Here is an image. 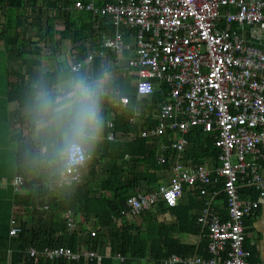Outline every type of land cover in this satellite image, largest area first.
<instances>
[{
	"label": "built area",
	"instance_id": "1",
	"mask_svg": "<svg viewBox=\"0 0 264 264\" xmlns=\"http://www.w3.org/2000/svg\"><path fill=\"white\" fill-rule=\"evenodd\" d=\"M69 7L107 19L116 27L114 33L102 34L88 46L86 56L70 65L72 72L95 58L104 60L126 49L134 53L128 66L135 69L139 95L152 94L157 82L169 86L168 101L155 116L156 123L149 126L147 119L142 120L145 125L139 134L147 138H163L167 132L176 135L168 146L173 151L170 181L130 195L120 220L136 218L160 201L174 207L185 188H196L205 197L197 220L207 229L212 256L171 254L159 264H251V251L244 247L245 218L254 216L264 198V0H71ZM120 101L126 105L128 97ZM108 125L112 128L113 122ZM192 126L214 134L219 151L210 165L184 153L183 133ZM107 138L113 139L114 133ZM86 158L75 166L63 163L60 183L80 184ZM166 161L161 153L158 162ZM23 183L21 175L10 180L14 192L21 191ZM218 184L225 198L224 217L214 205ZM243 188L256 191L258 198L243 195ZM23 211L13 203L8 236L19 232L17 218ZM64 219L72 231L77 223L74 212L66 210ZM95 222L97 217L89 221ZM87 230L92 236L97 231ZM27 252L49 260L96 258L97 264L101 260L87 248L30 247ZM115 256L123 260L119 253Z\"/></svg>",
	"mask_w": 264,
	"mask_h": 264
},
{
	"label": "trees",
	"instance_id": "2",
	"mask_svg": "<svg viewBox=\"0 0 264 264\" xmlns=\"http://www.w3.org/2000/svg\"><path fill=\"white\" fill-rule=\"evenodd\" d=\"M64 1L71 5V0ZM5 4L8 6L5 7ZM3 7L6 9L16 8L23 11L26 9L30 10L28 14H24V17L22 16L23 20L19 17V25L27 22L28 24L31 23V26L40 27L41 23H38V19L41 15L45 13L46 20H52L55 15L48 11L49 9L54 10L53 4L45 7L37 5L36 0H0L2 11H4ZM62 17L64 18V29L59 32V39H55L56 32L54 25L51 24L52 22L45 23L46 32L43 38L45 40L49 39L52 45L57 46L61 38H67L66 33L69 32L72 57H75V61L83 59L87 54L88 48L84 43L86 35L96 32L99 34V31H110L107 19L102 20L103 18H101L99 23H95L96 18L83 10L64 11ZM31 21H35V23ZM26 42L30 43V40ZM21 53L22 57H24L23 63L26 65L29 62L36 64V62L27 58L24 52ZM101 62L103 61L100 58H96L89 66L91 67L92 64H95L94 66L99 67L102 65ZM89 66L82 67L76 73L85 74L89 78L96 76L97 74L95 73L98 70L95 69L91 72L88 69ZM129 71L119 74L118 79L119 97L121 95L128 97L126 105L118 104L119 99L117 102L111 103L107 100V97L103 96L101 103L102 126L99 132V139L89 150L90 154L87 156L82 168L83 180L80 184L66 186L60 183L63 162L58 157L50 159L48 162L49 166L46 167L47 173L52 172L50 179L55 182L54 187H49L46 182L42 181L41 177H38L37 180H30L24 172V167L20 165H16L12 176L3 177L6 179L5 182L1 178V184L3 182L11 188L12 203L19 204L24 208L23 213L18 215L17 218L20 228L19 232L14 236H9L11 264H30L37 258L28 255L27 250L30 247L42 249L44 247L67 246L73 251L85 247L97 251L107 241L111 243L109 255L102 256L99 264H135L137 259H142L146 256L149 264H159L160 259L171 254H178L182 257L196 254L203 259H208L212 256L207 248L209 243L207 229L202 228L197 220V214L191 213L192 208L201 207L205 199L196 188H185V197L183 195L174 207H169L164 201H160L157 205L146 209L137 217L139 220L137 224L123 220L124 218L121 219L122 221L120 220V212L126 208L127 198L133 194L149 192L158 188L159 172L169 171L171 168V160L169 159H172L171 152L168 149L167 152L163 153L167 161L164 163L158 162L156 146L153 142L155 137L151 139L136 136L127 143L121 142L120 139H107L110 129L105 126L104 119L110 113H113L114 121L112 130L124 135L127 132H136L138 129V122L133 124L129 121L134 109L139 108L141 104L142 108L143 105L149 104L146 98H142L139 103L135 86L128 75ZM163 99V93L155 91L151 98V107L158 106ZM22 102L20 100V103ZM144 125L145 123L142 126ZM146 125L150 126L149 123H146ZM185 138L187 140L185 155L193 156L197 161H202L209 155L214 158L217 157L219 150L214 145V139L211 134L204 132L202 126L190 127L185 134ZM126 155L129 159L126 158ZM143 163L151 165L153 170H138L139 165ZM134 172L136 173L134 174ZM15 175H21L24 179L22 189L18 192H14L10 184V180ZM221 187L222 184H218L216 187V190L219 191L217 199L221 201L224 207L225 198L224 194L220 192ZM245 189H241L242 194ZM110 190L114 192L112 199L106 197V191ZM249 193L252 195L251 197L256 198V191H250ZM68 209L72 210L74 215L80 214L82 218L80 223H76V227L72 231L67 230L64 219V212ZM167 210L171 211L174 221L166 223L158 220L159 215ZM221 212L224 213V208ZM92 217L98 218V228L94 236L90 235L89 232L85 234L82 229L78 228L81 223H87ZM26 218L29 219L26 220ZM250 218V216L245 218L246 223L250 221ZM8 231L9 226L6 230V236ZM179 233L194 235L198 241L194 245L182 244L174 236V234ZM244 247L251 251L249 262L256 264L254 249L249 248L246 245V241L244 242ZM115 253H119L123 260L118 259ZM41 258L38 259V264L67 263L64 259L48 260ZM7 260V251H1L0 264H6ZM84 263L97 264V260L93 258L84 262L81 259L71 264Z\"/></svg>",
	"mask_w": 264,
	"mask_h": 264
},
{
	"label": "crops",
	"instance_id": "3",
	"mask_svg": "<svg viewBox=\"0 0 264 264\" xmlns=\"http://www.w3.org/2000/svg\"><path fill=\"white\" fill-rule=\"evenodd\" d=\"M36 4L43 5L45 7H49L50 4H53L54 6L53 11L50 9L48 10L50 13L55 14L52 20H46V14L44 13L38 19V23H41L40 27L36 25L31 26V23L28 24L27 22H23L24 24L19 25V17L23 20L24 14H28L30 12L29 9H26L25 11L18 10L16 8L6 9L5 7L8 6L7 4L4 5L5 7H3L4 11H2L0 8V252L3 250L7 251L8 261L10 262L9 264H11L9 249L10 237L8 234L6 236V230L8 229L9 220L12 215L13 203L11 199V188L7 186L8 184H1V178L12 176L16 165H20L24 167V172L27 174L30 180H37L38 177H41L42 181L46 182L49 187L55 186V182L50 179V174L52 172L47 173L46 169V167L49 166L48 162L53 157L46 150L45 141L37 134L36 123L30 112V105L39 88L47 87L54 89L61 77L75 74L70 69V65L75 61V57H72L70 33L67 32V38H61L57 46L52 45L49 39L45 40V38H43L44 33L46 32L45 23L52 22L51 24L54 25L56 32L55 39H59V32L64 29V18L62 17V14H64V11H72L69 9L70 3L68 4L64 0H36ZM34 17L36 16L34 15ZM100 21L101 19H95V23H99ZM106 21L110 26V31H99V34L96 32L91 35H86L84 43L87 48H91V46L96 44V41L102 34L110 35L114 33L116 27H114L113 24L108 20ZM31 22L35 23V21ZM28 40H30V43L26 42ZM21 52H24L27 58L33 60L36 62V64H31L29 62V64L26 65L23 63L24 57H22ZM133 55L134 53L132 50L125 49L120 53H113L110 56L104 58V60H102L103 62H101L102 65L99 67L94 66L95 64H92L91 67L89 66L94 60H96V58L90 64L85 65L86 67L89 66L88 69H90L91 72L97 69L98 72L95 73L97 74V77L100 75L107 76L104 97H107V100L111 103H115L119 99L118 104L123 105L120 99L121 97L126 96L121 95L119 97V74L127 73L130 70L128 75L132 79L133 85L136 89L137 79L135 77V69L128 66V59ZM113 72L116 74H113ZM96 76H92V79L97 78ZM155 91L162 92L164 99L162 100L161 104L153 108L151 107V98ZM154 92L150 95L142 96L137 93L136 89V96L139 103L142 98H146L147 102L149 103L146 106L143 105V108L141 107L142 104L139 105V108H135L129 120L133 124L138 122L139 126L136 131L137 133L127 132L126 134L122 135L121 133H116L113 131V127L111 128L108 125V122L112 121L114 126L113 113H110L104 119L105 126L110 129V132L112 131L114 133V138H107L108 140L120 139L121 142L127 143L133 140L136 136H140L139 133L143 127L141 120L147 119L151 126L156 123L155 116L160 111L161 106L168 101L169 86L157 82ZM20 100L23 102L20 103ZM133 118L134 120H132ZM187 132L183 133V138L185 140V134ZM208 133L211 134L213 139L215 138L212 132ZM175 137L176 135L172 132H167L163 138L155 137V139H153L154 145L156 146L157 156H159L161 153L164 155L163 153L167 152L169 149L172 157L173 151L170 149V147L164 146L169 145ZM126 158L129 159L127 155ZM169 160H171L170 163L172 166V159ZM214 160H216V158L209 155L207 158L199 162L208 163L210 165ZM140 169L150 171L153 170L151 165L149 166L145 163L139 165L138 170ZM135 173L136 172H134V174ZM159 177L158 184H168L171 177V168L169 171L159 172ZM246 193L250 197L252 196L248 189H245L243 195ZM183 195L185 197L184 193ZM106 197L112 199L114 197V192L111 190L106 191ZM256 198L258 197L256 196ZM214 205L217 207V211L222 215V217H224L225 210L224 213L221 212L224 207L217 197L214 201ZM202 207L203 205L201 207L192 208L191 213L198 215ZM75 218L77 223H80L82 220L80 214L75 215ZM28 219L29 218H26V220ZM136 219L137 217L123 220H128L137 224L139 223V220ZM158 220L169 223L174 221V216L170 210H167L165 213L159 215ZM89 221L87 223H81L78 227L82 229L85 234L88 232L87 228H95L96 230L98 228V222H95L92 225L89 223ZM245 224L246 245L249 248L254 249L256 262L258 264H264V198L260 199L256 215L251 217L250 221L247 223L245 221ZM174 236H176L182 244L194 245L198 241L196 236L187 233L174 234ZM83 248L85 247L78 248V250ZM110 249L111 243L107 241V243L102 245V247L96 252L101 257L107 256L109 255ZM40 257L41 256H37V258H35L30 264H38L37 261L40 259ZM65 261L67 262L66 264L75 262L68 260ZM83 261L87 262L88 260L83 259ZM51 264L59 263L56 262ZM135 264H149L148 257L146 256L145 258L137 259Z\"/></svg>",
	"mask_w": 264,
	"mask_h": 264
},
{
	"label": "clouds",
	"instance_id": "4",
	"mask_svg": "<svg viewBox=\"0 0 264 264\" xmlns=\"http://www.w3.org/2000/svg\"><path fill=\"white\" fill-rule=\"evenodd\" d=\"M105 83L106 75L75 73L61 77L54 89L39 88L31 101L37 134L65 167L82 163L99 139Z\"/></svg>",
	"mask_w": 264,
	"mask_h": 264
},
{
	"label": "rangeland",
	"instance_id": "5",
	"mask_svg": "<svg viewBox=\"0 0 264 264\" xmlns=\"http://www.w3.org/2000/svg\"><path fill=\"white\" fill-rule=\"evenodd\" d=\"M113 74H116L115 72H113ZM115 76H117V75H115ZM106 79H107V76H106ZM137 220V219H136Z\"/></svg>",
	"mask_w": 264,
	"mask_h": 264
}]
</instances>
